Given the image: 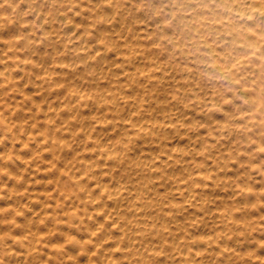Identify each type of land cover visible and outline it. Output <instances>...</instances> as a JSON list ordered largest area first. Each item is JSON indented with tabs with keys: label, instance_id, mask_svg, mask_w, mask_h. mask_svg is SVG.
<instances>
[{
	"label": "bare ground",
	"instance_id": "6f19581e",
	"mask_svg": "<svg viewBox=\"0 0 264 264\" xmlns=\"http://www.w3.org/2000/svg\"><path fill=\"white\" fill-rule=\"evenodd\" d=\"M26 1H27V3H30L33 0H26ZM47 1H49L50 3H54L57 1L58 4L61 3L59 5H62V3L67 4V0H43L42 2L45 3ZM87 1H88V4L90 5L89 7L90 8L92 7V9H94L95 13L98 14V17H100L101 20L104 21L106 29L111 31V32L115 31L117 34H121V39L126 43L127 47L133 48L132 51L135 52V54H141L144 51V48H142L143 46L137 47L138 46L137 44H139L141 46V44L143 43L144 40H148L149 38L151 39L152 33L157 31V37L153 41L155 43L156 42L157 43L162 42V43L166 44L165 46L169 49V52H171L170 54H174V56L172 58L176 59L178 61V63L176 65H173V66H171V65L170 66H164V65H166V64H164L163 66L165 69L162 70V73H159L158 75L156 74L158 76L157 80H158L159 86L160 85L163 86L162 89H159L158 94L154 95L153 93H151L154 90L155 91L158 90V88H159V87H157L158 85L152 86L153 89H151V92H149V93H146V92L142 93L141 92L139 101H141V103H140L141 105L142 104L144 105V106H141L143 108H139L140 106L137 108V107H135L136 106L135 105L134 107L137 108L135 111H131L132 109L131 110L126 109L127 111L124 110L122 108L123 105L121 107L122 103H120V101L118 99L119 95H117V93L118 94L124 93L123 91H124V88H126V87H124L125 85L123 86V84H121V85L118 84V85H115L116 89H114V88H113L114 90L112 89L110 97H107L106 93L101 92L102 95L97 97V99L95 100L96 106L100 105L102 107L101 115H96V114L91 115L92 114L91 113L88 116V114H87L88 118H87V116H86V118L88 120H84L83 118H81V117H84L81 115V114H83V112L80 113L79 110H76L74 108H73L74 110H72V111H70V109H69L68 114L64 113L65 119H68V117L74 118V117H77L78 115L81 116L79 118H81V120H84L82 122L85 123V125H86V128L84 130L85 133L87 134L86 137H90L92 139V147H91L90 152H89L91 154V156H90V154H89V157H86L84 155V158H85L84 163L86 164V165H84L85 168L83 170L81 169L82 171L80 173H76L74 171L73 174L71 175V176H73L76 183L79 185L80 192L79 191L75 192L76 197H78V199H77V201L72 199L73 200L72 203H74L72 205L73 208H72V206H69L68 213L72 217L70 219H73L72 221L77 222L78 225L81 227H80V230L76 231L75 233H70L69 232L70 230L64 231V234L66 235V236H64L65 242H66V240H67V242L65 244L63 243L64 245H62V246H64L66 248V250L69 251V253H68L69 257H66V258H68L67 260H69V259L71 261L73 260L76 262V264L77 263L78 264H90V262L92 264H229L230 262L228 261V259L233 254H239L242 259L245 258L247 255H251V257L254 258L255 255L252 256V254L254 252L252 251V248H251L252 247V241H251L252 236H251V234H252L253 230L255 229L254 227L256 225H259L260 227L264 226V0H166L163 2H162V0H157L158 1V2L156 1L157 4L153 3L152 5H151L150 1L138 0L139 2L138 1L136 2L139 4L138 8L136 7L137 10H135L136 12L135 11L133 12L134 14H132V16L131 15L129 16L128 15L129 13L127 14L126 12L131 9L130 4L135 2V0H123L124 7L121 6L122 10L116 9L117 7H115V4L119 0H87ZM8 2H11V1H8ZM69 2H71V1L69 0ZM77 2H80V0ZM147 2L150 4H148L149 6L146 5L148 8L147 7L145 8V3H147ZM1 3H0V5H1ZM73 3H75V2H73ZM159 3H164L163 7L162 6L160 7ZM54 4H56V3H54ZM13 5H14V3H13ZM30 5L28 6V4H27V6L24 9L29 8ZM49 6H51V5L49 4ZM49 6H47V9ZM70 6H68V7H70ZM74 6H77V5H74ZM74 6L71 7L72 10L74 9ZM83 6H81V7H83ZM37 7L39 9V10L38 9L37 10L41 11L40 8H42V7L39 8L38 5H37ZM45 8H44V10H45ZM66 9L68 10V8H66ZM66 9H64V10H66ZM148 9H150L151 11H148ZM37 10H36V12H38ZM64 10H62V12ZM160 10L164 11L165 13L160 12ZM58 12L56 14L52 15V18L57 20V22H54L55 20L52 22L55 23V24L54 23L53 24H54V26L56 25V29L58 30L57 32L60 33V35H61L62 32H67L71 28V26L73 25V24H69V22H67V21H70L71 19L74 20V18H76V17H74V18L72 17V15H74L71 13L72 11L69 12L72 15L68 14L66 11H64L63 13L60 12V14ZM159 12L161 14H159ZM13 13H14V10H13ZM27 13H29V11ZM44 13H48V11L45 10ZM8 14H9V12H8ZM21 14L23 15L24 13L21 12ZM4 15H5V13H4ZM32 15H34V14H32ZM35 15H34V17H35ZM38 15H39V13H38ZM48 15L51 16L50 14H48ZM19 16H21V15L19 14L17 16V18ZM0 17H1V15H0ZM38 17H40V16H38ZM49 18H51V17H49ZM80 18H81V16H80ZM88 18H89V16H88ZM90 18H92V17H90ZM8 19H10V18H8ZM42 19H44V18H42ZM94 19H96V18H94ZM1 20L2 19H0V21ZM19 20H20V18H19ZM79 21L81 22V20H79ZM166 21L168 24L171 23L170 27L165 26ZM10 22H11V20H10ZM42 22H44V21H42ZM23 23H26V22L24 21L21 24H23ZM27 23H28V21H27ZM75 23H77V21ZM38 24H40V23H38ZM42 24L43 23H41V25ZM53 24L51 23V25H53ZM99 24L102 25L103 23L99 22ZM29 25L30 26L32 25V27H33L32 23ZM77 25L74 26V28L77 27ZM100 25H99V27H102ZM92 26H93V23H92ZM10 27L12 28L11 25H10ZM27 27H29V26H27ZM8 28H9V25H8L7 29ZM35 28H39V27H35ZM40 28L43 29V27H41V26H40ZM0 29L3 30V28H0ZM49 30H46V32H48ZM55 30H53V31L55 32ZM18 31H19V28H18ZM18 31L16 33H18ZM54 32H53V34H54ZM81 32H79L80 35L82 34ZM86 32L88 33V29H87V31H85V33ZM106 32L109 33L108 31H105V33ZM28 33H26V34H28ZM105 33H104V35H105ZM4 34H5V32H4ZM7 34H9V33H7ZM30 34H32V33H30ZM102 34H103V31L100 35H102ZM113 34H110V35L113 36ZM38 35H40V37L42 36L41 34H38ZM38 35H37V37H38ZM64 35H67L66 38L68 37V34L64 33ZM100 35L99 34H97V36L95 35L96 36L95 38L94 37L92 38L90 36L93 40L96 41L95 43H94V41H92V43H94V47L92 46L93 48H91V47L88 48L87 47L88 44L87 45L86 44L81 45V46L77 45V47L74 46L75 47L74 52L72 53L71 56H68L70 61H66L67 62L66 64H64L65 62L61 63L60 60H62V59H60L59 60L60 63H58V64H61V65L56 66L55 65L56 61H55L54 65L56 67H54L51 64L53 62L50 61L51 62L50 63L49 60L48 61L46 60L47 62L44 63L45 64L44 71L48 72V74L50 72L49 76L50 77L52 76V79L54 78V76H53L54 72H56V74H61V75L63 74L65 76V79H66V81H65L66 84H68V83L71 84V82L76 80L75 77H77V76L80 77V75H82V79L83 78H85V79L91 78V80L94 83H96V85H98L101 81V79H99V78H100V76H102V74L104 72L102 68H104L106 65L107 66L110 65L109 59L107 62V56L109 55L108 53L110 52L108 49L111 48L107 44H106V47L103 48L104 44H103L102 40H105V38L102 39V37ZM110 35H109V38H110ZM4 36H6V35H4ZM85 36H87V35H85ZM15 37H14V39H15ZM43 37L44 36H42V38ZM56 37L53 38V41L56 39ZM83 37L81 39H83ZM117 37H119V36H117ZM61 38L63 39L62 41L65 42V40H66V39H64L65 37L64 38L61 37ZM3 40H4V38H3ZM71 40H73V39H71ZM71 40H70V42H71ZM4 41H6V38ZM4 41L2 43H4ZM46 41H48V40H46ZM62 41H61V46L58 45V47H57V48H60V51H62V49H63L62 48ZM66 41L69 42L68 39ZM86 41H89V39ZM86 41L84 40V42H86ZM111 42H112V40H111ZM28 43H30V41H28ZM28 43H26V45L22 44V45H24L23 46L24 48H25V46L27 47V50H28V47H30V45L27 46ZM44 43H45V41H44ZM65 43L63 45L64 48H65ZM115 43L113 42V44H114L113 46H116ZM144 43H145V41H144ZM155 43H154V45L157 44V43L156 44ZM38 44H40V43H38ZM70 44H73V43H70ZM50 46H51V44H50ZM122 46H119V47L121 48ZM149 46L150 45H148L147 47L149 48ZM19 47L20 46H18V48ZM39 47H40V45L38 46V48ZM46 47H47V45H46ZM70 47H72V46H70ZM150 47H153V46H150ZM163 47H161V48H163ZM158 48H159V46H158ZM2 49L4 50L3 46H2ZM19 49H21V48H19ZM34 49H35V47H34ZM23 50L24 49H22V51ZM71 50L72 49H70L69 51H71ZM129 50H130V48H129ZM13 51H16V50H13ZM148 51L150 52V50H148ZM1 52H2V54H4L2 50H1ZM33 52H35V51H33ZM36 52H38V51H36ZM113 52L116 53L115 51H113ZM119 52H120V50H119ZM119 52H118V54H119ZM149 52H147V53H149ZM54 53H52V54H54ZM67 53L69 54L70 52H67ZM42 54H44V53L42 52ZM59 54H60V52H59ZM97 54L100 56V57H98V59L100 58L99 64H101L100 65L101 68L100 69L98 68V70L97 69L94 70L93 66L91 64L92 63L91 58H93V61H94L95 60L94 57ZM131 54H132V52H131ZM131 54H130V57H131ZM164 54H165V52H164ZM113 55H115V54H113ZM120 55H122V54H120ZM147 55H148V62H149L150 58H152V57L149 58V54H147ZM2 56H0V57H2ZM82 56L84 58H86L87 60L88 59H91V60H88V61L83 60L82 61L80 59ZM27 57H29L27 59H30V61H32L33 63L35 61L38 63L37 58H35L31 54H30V56L28 55ZM108 57H110V56H108ZM112 57H114V56H112ZM123 57H125V55ZM136 57H137V55H136ZM141 57H143V55L140 56L139 58L137 57L139 59V61L142 59ZM11 58H13V57H11ZM16 58H17V56H16ZM76 58L80 59L79 61H77L78 63L74 62ZM156 58H157L156 61H158V63H159V61H162V59L161 60L158 59V56L157 57L155 56V59ZM4 59L5 58L3 57V60ZM14 59H15V57H14ZM24 59L25 58H23V60ZM52 59H50V60H52ZM111 59H113V58H111ZM124 59H126V58H124ZM3 60H0L1 61V63H0V87H2V88H3L4 84L7 83V81H6L7 78L8 77L11 78L12 76H14L13 75L14 70L10 66V62L8 61L9 58H8V60L7 59L4 61ZM41 60H42V58H41ZM63 60H65V59H63ZM66 60H67V58H66ZM151 60H153V59H151ZM113 61H114V59H113ZM132 61H134V60L132 59ZM144 61H145V59H143L142 62H144ZM20 62H19V64H20ZM24 62H23V64H24ZM153 62H155V60ZM40 63L38 64L39 66H37V67H42V66H40ZM132 63L134 64V62H132ZM146 63H144V64H146ZM116 64H117V62H116ZM133 64H131V65H133ZM93 65H95V63ZM22 66H24V65H22ZM32 66H31V68H32ZM112 66L116 67L117 65L115 66V64H114ZM128 66H129V64H128ZM16 67H14V68H16ZM114 67L111 68V70L115 69ZM133 67H136V66H133ZM148 67H149V65H148ZM107 68H109V66ZM42 69H43V67H42ZM120 69H121V67H120ZM135 69H136V72H138L137 67ZM141 69L143 71V68H141ZM148 69H146V70H148ZM22 70L24 71L23 68H22ZM115 70H117V69H115ZM155 70H157V72H158V69H155ZM29 71L27 73H29ZM33 71H35V70H33ZM85 71H87L89 73H85ZM95 71H98L99 74H97ZM119 71H122V70H119ZM119 71H117V72H119ZM126 71H128V70H126ZM45 72H43V73L45 74ZM131 72H133V71L131 70ZM150 72H151V70H150ZM43 73H42V75H43ZM116 74H114V75L119 77L121 75V72H120V74H118V73H116ZM134 74H136V73H134ZM140 74H142V73H139V76H140ZM143 74H145V73H143ZM146 75H144V76H146ZM15 76H17V75H15ZM30 76L32 77V75H30ZM103 76H105V78H106L107 75L103 74ZM22 77L23 76H21L20 78H22ZM134 77H137V76H134ZM152 77L154 80V76H152ZM152 77H150V79ZM85 79H84V81H85ZM102 79H104V78H102ZM26 80H28V79H26ZM108 80H109V78L107 79V81ZM145 80H147L146 77H145ZM22 81H24V80H22ZM81 81H83V80H81ZM130 81H133V80H130ZM4 82H6V83H4ZM48 82H49V80H48ZM61 82H62V84L64 83V81H61ZM104 82H106V81H104ZM75 83H77V82H75ZM123 83H124V80H123ZM131 83L132 84H129V85L133 88L134 83L133 82H131ZM40 84H41V81H40ZM62 84H60V85H62ZM135 84H137V83H135ZM37 85H39V84L36 83L35 81H33V83L31 84L30 92H29L30 94L27 93L29 95H32L31 97H33V98H35L34 90H37ZM54 85H56V84H54ZM58 85L59 84H57V86ZM75 85H76V88H75L76 89L75 90L76 95L77 96L79 95V98L83 101L87 100L88 95H89V93L87 92L88 90L86 91L85 87H83V85L79 82ZM96 85H95V87H96ZM141 85L143 86V85H145V83H143ZM11 87L13 89V86H11ZM11 87H10V90H11ZM27 87H30V86H27ZM95 87H94V90L96 89ZM131 87H129V88H131ZM136 87H138V86H136ZM17 88L19 89V87H17ZM51 88H52V86H51ZM139 89L140 88L138 87L137 91ZM7 90H8V88H7ZM20 90L25 91V88H23V86H22L20 88ZM42 92H43V90H42ZM36 93H39V91H37ZM135 93H137V92H135ZM27 94H26V96H27ZM139 94H140V92H139ZM124 95H125V93H124ZM56 97H57V95H56ZM122 97H123V95H122ZM124 97H126V96H124ZM61 98H63V97H61ZM124 99H126V98H124ZM130 99L131 98L129 97L128 100H130ZM1 100H0V102H1ZM132 100H135V97H134V99L132 98ZM137 100H138V98L136 99V102H137ZM54 101H55V99H54ZM66 101H68V100H66ZM44 102H45V100H44ZM60 102H62V101H60ZM60 102H59V104H60ZM126 102L128 103V101H126ZM26 103H28V102H26ZM131 103H133V102H130V104ZM59 104H57V105L60 106ZM137 104H138V102H137ZM45 105L46 104H44V106ZM62 105H64V104H62ZM83 105H82V107H83ZM87 105H88V103H87ZM94 105H95V103H94ZM62 107H64V106H62ZM128 107H130V106H128ZM14 108H16V107L14 106ZM31 108H32V106H31ZM39 108H41V106L38 104L37 109L39 110ZM52 108H50V110ZM130 108H128V109H130ZM12 109H13V107H12ZM54 109H56V107H54ZM58 109H60V108H58ZM1 110H0V112H1ZM6 111H8V110L6 109ZM6 111H5V113H7ZM95 111L96 110H94V112ZM8 112L10 114L11 109ZM112 112H116V113L120 112L122 114L121 118H123V119H121L122 121L121 120L119 121L118 118H117V120L119 122H116V120L114 121L113 119H109V120L105 121L106 119H108L109 114ZM38 113L37 114L34 113V114L38 115ZM120 113L118 115H121ZM46 115L49 117L51 115V113L47 112ZM8 116L11 118V114ZM3 120H4V118H3ZM39 120H41V119H39ZM45 120H47V119H45ZM9 121L5 122V123H9ZM24 121H26V120H24ZM19 122L21 123V121H19ZM49 123H52V122H48V124ZM65 124L67 125V123H65ZM5 125H7V124H5ZM45 126H46V124H45ZM24 127H25V132L23 133V140L20 142L22 144L26 145L27 147H32L34 152L35 151L37 152L39 150L38 147H41V151H42V148L44 145L42 142L45 139V136H43V134L41 133L42 131L41 132H35L36 127L34 126V124L32 125L31 122H30V124H28ZM55 128L58 129L57 127H55ZM97 128H99L100 131L102 129L107 130L110 138H113V133L116 132L117 135L115 134V136H118V141L110 139V138L103 140L102 137L99 136V135H102L103 133L100 134L101 133L100 132L99 135H97V133H96ZM22 129H19V130L21 131ZM80 130H81V127H80ZM75 132H77V131H75ZM5 133H6V131H5ZM56 133H58L57 130H56ZM71 133L72 132H70V135H71ZM79 133L82 134V132H79ZM105 133L107 134V132H105ZM52 134H54V133H52ZM73 134H75V133H73ZM70 135H69V139H70ZM11 136L9 135V139ZM31 136H33L32 140L30 139ZM185 136H187V140H189L188 144L187 143L185 144L184 142H182V139L185 138ZM57 137L59 138V142H63V137L61 135L57 136ZM77 138H78V136H77ZM52 139H53V137L51 138V140ZM32 141H35L34 145H32L33 144ZM47 141L49 142L50 140H47ZM2 142H3V140H2ZM67 143H69V142L67 141ZM5 144H6V142H5ZM18 144H19V142H18ZM22 144H19V145L22 147L23 146ZM12 145H13V143H11V146ZM45 145H44V147H45ZM26 146H24V147H26ZM5 148H7V147H5ZM74 148H75V146H74ZM54 149H55V147H54ZM82 149L83 148L81 147V150ZM11 150H13V149H11ZM51 150H53V147ZM5 151L0 152V154L4 153ZM60 151H61V149H60ZM25 152H26V150H25ZM21 154L22 153H18L17 155L19 157H16L17 159L11 160V165H16V167L18 166V167L24 168L30 164L31 159H26V157L23 158V156ZM33 154L34 153H32V155ZM46 154H47V152H46ZM93 154H97L96 157L98 159L97 158L93 159ZM200 154H203L205 156V160H203L204 162H203L202 166L199 167V164H198V167L195 168L193 165L190 164V162L196 160L195 161V163H196L198 160V156ZM32 155H31V158H32ZM12 157H14V156H11L10 159ZM29 158H30V156H29ZM35 159H37V157ZM46 159H47V157H46ZM68 159H70V158H68ZM109 159L111 162V171L108 170V173L106 172L107 173L106 174L104 171L105 169L103 167H101L102 165H100L99 170L96 169L95 163H98V162L103 160L102 162L105 164L108 162ZM57 160H59V159H57ZM8 161H9V159H8ZM4 162H6V161H3V163ZM3 163H2V165H3ZM59 163H60V160H59ZM73 164H75V163H73ZM37 165H38V163H37ZM40 166H41V164H40ZM97 166H99V165H97ZM47 167H49V166H47ZM47 167H46V169H47ZM4 168H6V167H4ZM4 168H2V170ZM13 168H14V166H13ZM30 168H32V171H33V168H35V167L32 166ZM49 168H51V167H49ZM113 168H119L118 170L120 172H118V173L116 172L118 174V177L116 176L117 174H115V176H114V174L112 172ZM42 169H43V164H42ZM60 169H62V168H60ZM176 169H178V171H176ZM7 170H8V168H7ZM9 170H10L11 174H13V173L17 174V173H15L14 170H13L14 172L12 171V167H10ZM52 170H54V169H52ZM29 171H31V170L29 169ZM29 171H28V173H29ZM39 171H37V172H39ZM98 171H101V172L98 173ZM0 172H2V171H0ZM20 172L21 171L19 170V174L22 173V172L21 173ZM41 173H43V172H41ZM60 173L58 172V174H60ZM89 173L91 174V176H92V174L94 176L99 175V177H97V178H99L100 181H101V179H106L107 181L103 180V182H101V184L99 183L100 185L98 184L97 187H95V185L92 186V185L83 183V181H84L83 180V174H89ZM29 175H30V173H29ZM62 175L63 174H61V176ZM17 176L18 175H16L15 178H17ZM20 176H18V177H20ZM94 176H93V179H94ZM124 176H126L128 178V179H126V181L125 180L123 181ZM5 177H6V175H5ZM5 177H3V179ZM58 177L60 178L59 175H58ZM39 178H37V179H39ZM45 178H43V180ZM47 178H52V177H47ZM57 178H55V179H57ZM8 179L10 180V178H8ZM29 179H31V178H29ZM6 180H7V178H6ZM129 180H130V183H127ZM25 181H26L25 183L23 182L25 185L22 183L23 187H25V188H23V187L22 188H23V191H24V189H26L28 192L29 187L31 186L29 184L30 181L26 180V179H25ZM33 181H35V180H33ZM50 181L48 180L47 182H50ZM71 181H69V183ZM5 183H6V185H8L7 184L8 182H5ZM91 183H93V180ZM115 183H117V184H115ZM2 184H1V186H2ZM34 184H35V182H34ZM46 184H48V183H45V185ZM56 186L58 187V185H56ZM2 187H4V185ZM6 188H10V187L6 186ZM33 190H36V189H33ZM72 190L74 191V189H72ZM2 191H4L6 194L5 190H2ZM33 192L34 191H32L31 193H33ZM42 192H44V191H42ZM45 192L47 193V191H45ZM28 194H29V192H28ZM58 194H60V193H58ZM12 195L13 194H11V196ZM181 195H184V197L180 198L179 196H181ZM9 196L7 195V197H9ZM48 196H50V195H48ZM20 197H19V199H20ZM39 197H40V195H39ZM39 197L36 198L34 196V197H32V199H30V200H33L32 204L34 206L38 205L39 203H42V204L44 203L43 200L45 198L42 197V199H40ZM70 197H74V196L70 195ZM124 198H126V200H124ZM7 201L8 200H6V202ZM9 201H11V200L9 199ZM180 202H182V203H180ZM10 203H9V205H10ZM55 203H57V202H55ZM63 203L64 202H62V204ZM17 204H19V203H17ZM42 204L40 205L41 207H42ZM49 204H52V203H49ZM5 205H7V204H5ZM22 205H26V204L23 202ZM33 205H31V206H33ZM40 206H38V207H40ZM15 207H16V209L19 210V211H17V212H19V214L22 212V213L27 215L29 213V211L31 210L30 209L31 207H29V206L28 207L27 206L21 207L20 204H19V207L15 204ZM15 207L13 205V209H15ZM43 207L45 208V206H43ZM49 208H50V206H49ZM2 209H3V207L1 208V210ZM30 215H32V213ZM21 216H22V214H21ZM30 218H31V216H30ZM50 219H51V217H50ZM26 220H24V221H26ZM31 220L33 221V219H31ZM66 220H68V219H66ZM1 221H2V219H1ZM37 221H38V219H37ZM34 222H36V221H34ZM56 223H58V222H56ZM67 223H69V222H67ZM43 225L45 226L46 224H43ZM53 225H57V224H53ZM75 225H76V223H75ZM70 227H72V226H70ZM24 228L25 227L23 226V229ZM63 228H65V227H63ZM33 230H34V227H33ZM52 231H55V230H52ZM52 231L50 233H52ZM36 232H37V230H36ZM39 233H40L41 237L44 235V234L42 235L41 232H39ZM27 234H28V232H27ZM46 234H47V232H46ZM261 234H262V232H261ZM15 235L16 234H14V236ZM17 235L19 238V234H17ZM40 235H39V237H40ZM16 236H15V238H16ZM24 237L25 236H23V238ZM27 237H28V235H27ZM27 237H25V238H27ZM36 237H38V236H36ZM59 237H57V239ZM260 238H261V235H260ZM9 239H10V237H9ZM261 240H262V238H261ZM261 240H259L258 242H260ZM57 242L59 243L58 245L61 246V239H59ZM21 243H23V242H21ZM34 243H35V240H34ZM37 243L38 242L36 240V244ZM53 245H55V243H53ZM53 245H50V246L53 247ZM14 246H15V244H14ZM5 248H6V246H5ZM15 249H17V248H15ZM21 249H23V248H21ZM32 249L33 248L30 247L29 252H31ZM45 249H46V247H45ZM47 249H48V247H47ZM49 249H53V248H49ZM12 250H13V248H12ZM18 250H20V249H18ZM261 250H262V248H261ZM25 251L24 252L20 251L14 257L10 258L8 264H29V263H27V259H26L27 254L25 253ZM38 253H40V252H38ZM50 253L51 252H49V254ZM41 254H42V252H41ZM42 255L44 256V254H42ZM256 256L259 257V256H262V254L261 255L257 254ZM3 257H4V255H3ZM263 257H264V255H263ZM35 258H36V256H35ZM230 258L233 259L232 257H230ZM262 258H261V260H262ZM4 259H6V258H4ZM32 259H33V257H32ZM235 259H237V258H235ZM28 260H30V259H28ZM247 261H249V260H247ZM251 261H250V263H251ZM34 262H35V260H34ZM41 262H43V261L40 260L39 263H41ZM256 262H257V260H256ZM247 264H249V263H247Z\"/></svg>",
	"mask_w": 264,
	"mask_h": 264
},
{
	"label": "rangeland",
	"instance_id": "374dc122",
	"mask_svg": "<svg viewBox=\"0 0 264 264\" xmlns=\"http://www.w3.org/2000/svg\"><path fill=\"white\" fill-rule=\"evenodd\" d=\"M8 1H11V2H8ZM18 1V2H17ZM23 1V2H22ZM34 1V2H33ZM32 2H30V3H27V1L26 0H0V3H1V5H0V15H1V17H0V19H2L1 21H0V28H3V30L2 29H0V38L2 39H0V49L3 51V53L5 54H2V52H1V50H0V56H2V57H0V60H3V57L5 58L4 60H8V58H9V62H10V66L13 68V72L15 73H13V75L15 76V75H17V76H12L11 78H7V83L6 82H4V83H6V84H4V86H3V88L2 87H0V100H1V102H0V108L2 109H0L1 110V112H0V122L2 123H0V152H3V151H5L4 153H1L0 154V171H2V172H0V264H8L9 263V259L10 258H12V257H14L17 253H19L20 251L21 252H24L25 250V253L27 254V256H26V259H27V263H31V264H38L39 262H40V260L41 261H43V262H41V263H39V264H76V262L75 261H71L70 259L69 260H67L68 258H66V257H69V251L68 250H66V248L64 247V246H62V245H64L66 242H67V240H66V242H65V237L64 236H66L65 234H64V231H69L70 233H75L76 231H78V230H80V227L81 226H79L78 225V223L77 222H74V221H72L73 219H70V218H72L70 215H69V213H68V208H69V206H72L74 203H72L73 202V200H75V201H77V199H78V197H76V194H75V192L76 191H79L80 192V187H79V185L76 183V181L74 180V178H73V176H71L72 174H73V172L75 171L76 173H80L84 168H85V166L84 165H86L85 163H84V155L86 156V157H89V152H90V149H91V147H92V139L90 138V137H86L87 136V134L85 133V128H86V125H85V123H83L82 121H84V120H88L87 118H88V116L91 114V115H94V114H96V115H101V112H102V107L100 106V105H97L96 106V102H95V100L97 99V97H99V96H101L102 95V93L101 92H104V93H106V96L107 97H110L111 96V91H112V89L114 88V89H116V86L115 85H118V84H123V86L124 87H126V88H124V93H125V95H124V93H120V94H118L117 93V95H119V97H118V99H119V101H120V103H122L121 104V107H122V105H123V109L124 110H131V111H135L139 106V108H143V107H141V106H144L143 104L141 105L140 103H141V101H139V98H140V95H141V92L143 93V92H146V93H149V92H151V89H153L152 88V86H154V85H158L157 87H159L158 88V92L157 91H152L151 93H153L154 95H156V94H158L159 93V89H162V87L163 86H159V83H158V74L159 73H162V70L163 69H165L164 68V66H173V65H176L177 63H178V61L176 60V59H174V58H172L173 56H174V54H170L171 52H169V49L165 46L166 44H164V43H162V42H160V43H155L153 40H155V38L157 37V31H155V32H153L152 33V36H151V39L149 38L148 40H144L145 41V43H144V41H143V43L141 44V46L139 45V44H137L138 46L137 47H142V48H144V51H143V53H141V54H135V52H133L132 51V49L133 48H131V47H127V45H126V43L121 39V34H117L115 31L114 32H111V31H109V30H107L106 29V27H105V24H104V21L103 20H101V18L100 17H98V14L97 13H95V11H94V9H92V7L90 8L89 6V4H88V1L87 0H80V2H77V1H79V0H70L71 2H69V0H67V4H65V3H62V5H59V4H61V3H57V1L56 2H54V3H56V4H54V3H50L49 1H47V2H45V3H43L42 1L43 0H33ZM138 0H135V2H133L132 4H130V6H131V9L129 10V11H127L126 13L130 16H132V14H134L133 12L135 11V10H137V8H138V3H136ZM146 1V0H145ZM147 1H150L151 2V5L153 4V3H156L157 4V0H147ZM157 1V2H156ZM163 1H166V0H162V2ZM7 2V3H6ZM14 3V5H13V3ZM17 2V3H16ZM73 2H75V3H73ZM139 2V1H138ZM12 5H11V4ZM24 5H23V4ZM35 3V4H34ZM48 3V4H47ZM79 3V4H78ZM85 3V4H84ZM27 4H28V6L30 5V7L29 8H26V9H24L26 6H27ZM40 4V5H39ZM42 4V5H41ZM49 4L51 5V6H49ZM81 4V5H80ZM120 4V5H119ZM148 4H150V3H145V8L147 7V6H149ZM163 4L164 3H159V5H160V7L162 6L163 7ZM21 5V6H20ZM23 5V6H22ZM37 5L39 6V8L40 7H42V8H40V10L41 11H38L39 9H38V7H37ZM71 5V6H70ZM74 5H77V6H74ZM84 5V6H83ZM86 5V6H85ZM88 5V6H87ZM137 5V6H136ZM147 5V6H146ZM14 6V7H13ZM47 6H49L48 7V9H47ZM68 6H70V7H68ZM72 6H74V9L72 10ZM81 6H83V7H81ZM121 6H123L124 7V2H123V0H119L116 4H115V7H117L116 9H121L122 10V7ZM135 8H134V7ZM22 7V8H21ZM46 7V8H45ZM56 7V8H55ZM76 7V8H75ZM80 7V8H79ZM137 7V8H136ZM11 8V9H10ZM18 8V9H17ZM33 8V9H32ZM44 8H45V10L46 11H48V13H44L45 12V10H44ZM55 8V9H54ZM66 8H68V10L66 9ZM133 8V9H132ZM141 8V7H140ZM148 8V7H147ZM24 9V10H23ZM29 9V10H28ZM38 9V10H37ZM43 9V10H42ZM64 9H66V10H64ZM81 9V10H80ZM7 10V11H6ZM11 10V11H10ZM13 10H14V13H13ZM23 12L24 14L22 15L21 14V12ZM32 10V11H31ZM35 10V11H34ZM36 10L38 11V12H36ZM56 12H55V11ZM62 10H64V11H66L68 14H74V15H72V17L74 18V17H76V18H74V20L73 19H71L70 21H67V22H69V24H73L72 26H71V28L67 31V32H62V34L60 35V33H58L57 31V29H56V25L54 26V22H57V20H55V19H53L52 18V15L53 14H56L58 11V13L60 14V12L61 13H63L62 12ZM72 12H71V11ZM80 10V11H79ZM93 10V11H92ZM132 10V11H131ZM3 11V12H2ZM16 11V12H15ZM29 11V13H27ZM76 13H74V12ZM131 11V12H130ZM148 11H151L150 9H148ZM8 12H9V14H8ZM12 12V13H11ZM36 12V13H35ZM69 12H71V13H69ZM136 12V11H135ZM160 12H162V13H165L164 11H162V10H160ZM159 12V14H161ZM3 13V14H2ZM4 13H5V15H4ZM38 13H39V15H38ZM78 13V14H77ZM21 15V16H19L18 18H17V16L18 15ZM30 14V15H29ZM32 14H36L35 15V17H34V15H32ZM46 14V15H45ZM48 14H50L51 16H49ZM82 14V15H81ZM88 14V15H87ZM97 14V15H96ZM9 17H8V16ZM12 17H11V16ZM42 15V16H41ZM49 17H51V18H49ZM164 15V14H163ZM3 16V17H2ZM33 16V17H32ZM38 16H40V17H38ZM80 16H81V18H80ZM88 16H89V18H88ZM90 17H92V18H90ZM8 18H10V19H8ZM17 18V19H16ZM19 18H20V20H19ZM31 18V19H30ZM41 18V19H40ZM42 18H44V19H42ZM84 18V19H83ZM87 18V19H86ZM94 18H96V19H94ZM133 18V17H132ZM160 18V17H159ZM15 19V20H14ZM51 19V20H50ZM53 19V20H52ZM98 19V20H97ZM161 19V18H160ZM10 20H11V22H10ZM14 20V21H13ZM35 22H34V21ZM55 20V21H54ZM79 20H81V22L79 21ZM101 20V21H100ZM17 23H16V22ZM20 21V22H19ZM26 22V23H23V24H21L22 22ZM27 21H28V23H27ZM33 21V22H32ZM42 21H44V22H42ZM52 21H54V22H52ZM74 21V22H73ZM77 21V23H75ZM79 21V22H78ZM2 22V23H1ZM10 22V23H9ZM14 22V23H13ZM33 24V27H32V25L30 26L29 24H31V23ZM37 22V23H36ZM48 22V23H47ZM88 22V23H87ZM93 23V26H92V23ZM99 22L100 23H103L102 25H100L99 24ZM13 23V24H12ZM19 23V24H18ZM38 23H40V24H38ZM41 23H43L42 25H41ZM45 23V24H44ZM51 23L53 24V25H51ZM75 23V24H74ZM81 23V24H80ZM91 23V24H90ZM9 25V30L7 29V27H8V25ZM18 24V25H17ZM48 24V25H47ZM79 26H78V25ZM85 24V25H84ZM92 26H90V25ZM100 26H102V27H99V25ZM171 24V23H170ZM170 24H168L167 23V21H166V23H165V26H168V27H170ZM7 25V26H6ZM10 25L12 26V28L10 27ZM23 25V26H22ZM77 25V27H75L74 28V26H76ZM6 26V27H5ZM22 26V27H21ZM27 26H29V27H27ZM40 26L41 27H43V29L42 28H40ZM45 26V27H44ZM84 26V27H83ZM104 26V27H103ZM24 27V28H23ZM35 27H39V28H35ZM49 27V28H48ZM52 27V28H51ZM81 27V28H80ZM99 27V28H98ZM16 28V29H15ZM18 28H19V31H18ZM93 28V29H92ZM98 28V29H97ZM101 28V29H100ZM12 29V30H11ZM14 29V30H13ZM33 29V30H32ZM51 31H50V30ZM56 29V30H55ZM77 29V30H76ZM84 29V30H83ZM87 29H88V33L86 34L85 33V31H87ZM95 29V30H94ZM101 31H100V30ZM31 30V31H30ZM45 30V31H44ZM46 30H49L48 32H46ZM53 30H55V32L53 31ZM74 30V31H73ZM76 30V31H75ZM108 31L109 33H105V31ZM2 31V32H1ZM10 31V32H9ZM13 31V32H12ZM18 31V33H16ZM34 33H33V32ZM82 31V32H81ZM93 31V32H92ZM102 31H103V34L102 35H100L101 33H102ZM4 32H5V34H4ZM12 32V33H11ZM29 32V33H28ZM37 32V33H36ZM53 32H54V34H53ZM79 32H81L82 34L80 35L79 34ZM100 32V33H99ZM7 33H9V34H7ZM26 33H28V34H26ZM30 33H32V34H30ZM45 35H44V34ZM64 33L65 34H68V37L66 38V36L67 35H64ZM75 33V34H74ZM93 33V34H92ZM104 33H105V35H104ZM114 33V34H113ZM6 35V36H4V35ZM18 36H17V35ZM35 36H34V35ZM38 34H41L42 36H44L43 38H42V36L40 37V35H38ZM56 34V35H55ZM59 34V35H58ZM97 34H99L101 37H102V39L103 38H105V40H102V42H103V44H104V46H103V48L104 47H106V44L109 46V47H111V48H109L108 50L110 51L108 54V56H110V57H108L107 56V62H108V59H109V63H110V65H108L109 66V68H107L108 66L106 65L104 68H102L103 69V71L106 73H104L103 72V74L104 75H107L106 76V78H105V76H103V74H102V76H100V78L99 79H101V81H100V83L98 84V85H96V83H94L92 80H91V78L90 79H85V78H83L82 79V75H80V77L79 76H77V77H75V81H73V82H71V84L70 83H68V84H66V79H65V76L62 74H56V72H54L53 73V76H54V78L52 79V76L50 77L49 76V74H50V72H49V74H48V72H45L44 71V68H45V62H47L48 60H49V62L51 61V62H53V63H51L52 64V66H54V67H56L57 65L59 66V65H61V64H58V63H60V61H61V63H64V64H66L67 62L66 61H70V59L68 58V56H71L72 55V53L74 52V49H75V47H77V45L78 46H81V45H87V47L89 48V47H91V48H93L94 47V43L96 42L95 40H93L92 38L94 37H96L97 36ZM110 34H113V36L112 35H110ZM116 34V35H115ZM3 35V36H2ZM37 35H38V37H37ZM53 37H52V36ZM58 35V36H57ZM85 35H87V36H85ZM96 35V36H95ZM105 37H104V36ZM109 35H110V38H109ZM16 36V37H15ZM24 36V37H23ZM57 36V37H56ZM77 38H76V37ZM81 36V37H80ZM84 36V37H83ZM90 38H89V37ZM117 36H119V37H117ZM4 38V40H5V38H6V41H4L3 40V38ZM14 37H15V39H14ZM28 39H27V38ZM34 37V38H33ZM40 37V38H39ZM50 37V38H49ZM56 37V41L54 40L53 41V38H55ZM61 37H65L64 39H68L69 40V42H70V40L71 39H73V40H71V42L70 43H73V44H70L69 42H67L66 40H65V42H63L62 40V38ZM80 37V38H79ZM83 37V39L86 41V40H88L89 39V41H86V42H84V40L83 39H81ZM87 37V38H86ZM114 37V38H113ZM117 37V38H116ZM154 37V38H153ZM17 38V39H16ZM47 38V39H46ZM61 38V39H60ZM75 38V39H74ZM86 38V39H85ZM112 38V39H111ZM9 39V40H8ZM37 39V40H36ZM109 39V40H108ZM117 39V40H116ZM32 40V41H31ZM39 40V41H38ZM46 40H48V41H46ZM51 40V41H50ZM77 40V41H76ZM82 40V41H81ZM107 40V41H106ZM111 40H112V42H111ZM115 40V41H114ZM151 40V41H150ZM4 41V43H2ZM28 41H30V43H28ZM38 41V42H37ZM43 41V42H42ZM44 41H45V43H44ZM59 41V42H58ZM61 41H62V51H60V48H57L58 47V45L59 46H61ZM92 41H94V43H92ZM148 41V42H147ZM6 42V43H5ZM58 42V43H57ZM75 42V43H74ZM89 42V43H88ZM113 42L115 43V45L116 46H113L114 44H113ZM153 42V43H152ZM9 43V44H8ZM14 43V44H13ZM26 43H28L27 44V46H29L30 45V47H28V50H27V47L25 46V48L23 47L24 45H26ZM38 43H40V44H38ZM42 43V44H41ZM55 43V44H54ZM64 43H65V48L63 47V45H64ZM92 43V44H91ZM123 45H121V44ZM154 43L156 44V45H154ZM22 44H24V45H22ZM50 44H51V46H50ZM11 45V46H10ZM14 45V46H13ZM40 45V47L38 48V46ZM46 45H47V47H46ZM148 45H150V46H153V47H150L149 46V48L147 47ZM164 47H163V46ZM2 46H3V48H4V50L2 49ZM18 46H20L19 48H21V49H19L18 48ZM22 46V47H21ZM55 48H54V47ZM70 46H72V47H70ZM75 46V47H74ZM93 46V47H92ZM119 46H122L121 48L119 47ZM158 46H159V48H158ZM10 47V48H9ZM17 47V48H16ZM34 47H35V49H34ZM161 47H163V48H161ZM12 48V49H11ZM30 48V49H29ZM38 48V49H37ZM45 48V49H44ZM72 49L71 51H69L70 49ZM116 48V49H115ZM120 48V49H119ZM129 48H130V50H129ZM166 50H165V49ZM22 49H24L23 51H22ZM40 49V50H39ZM115 49V50H114ZM127 49V50H126ZM150 50V52L148 51V50ZM153 49V50H152ZM13 50H16V51H13ZM119 50H120V52H119ZM123 50V51H122ZM147 50V51H146ZM10 51V52H9ZM33 51H35V52H33ZM36 51H38V52H36ZM55 53H54V52ZM65 51V52H64ZM113 51H115L116 53H114ZM162 51V52H161ZM30 52V53H29ZM42 52L44 53V54H42ZM46 52V53H45ZM59 52H60V54H59ZM67 52H70L69 54L67 53ZM118 52H119V54H118ZM130 52V53H129ZM131 52H132V54H131ZM147 52H149V53H147ZM164 52H165V54H164ZM168 52V53H167ZM29 53V54H28ZM34 53V54H33ZM36 53V54H35ZM52 53H54V54H52ZM111 53V54H110ZM157 53V54H156ZM163 53V54H162ZM7 54V55H6ZM30 54L32 55V56H34L35 58H37V61H38V63L35 61L34 63L32 62V61H30V59H27V58H29V57H27L28 55L30 56ZM43 56H42V55ZM53 56H52V55ZM68 54V55H67ZM113 54H115V55H113ZM117 54V55H116ZM120 54H122V55H120ZM125 55V57H123L124 55ZM127 54V55H126ZM130 54H131V57H130ZM147 54H149V58L150 57H152V58H150V60H149V62H148V55ZM155 54V55H154ZM159 54V55H158ZM170 56H169V55ZM9 55V56H8ZM22 55V56H21ZM47 55V56H46ZM52 57H51V56ZM120 55V56H119ZM134 55V56H133ZM136 55H137V57L139 58L140 56H142L143 55V57H141L140 59V61H139V59L136 57ZM151 55V56H150ZM8 56V57H7ZM16 56H17V58H16ZM19 56V57H18ZM37 56V57H36ZM40 56V57H39ZM42 56V57H41ZM112 56H114V57H112ZM117 56V57H116ZM155 56L157 57L158 56V59H162V61H159V63H158V61H156L157 60V58L155 59ZM168 58H167V57ZM179 56V55H178ZM11 57H13V58H11ZM14 57H15V59H14ZM21 57V58H20ZM50 57V58H49ZM98 57H100L98 54L94 57V61H93V58H91L92 59V66H93V69L94 70H98V68L100 69L101 67H100V65L101 64H99L100 63V58L98 59ZM123 57V58H122ZM136 57V58H135ZM2 58V59H1ZM23 58H25L24 60H23ZM41 58H42V60H41ZM53 58V59H52ZM66 58H67V60H66ZM80 58V57H79ZM111 58H113L114 59V61H113V59H111ZM118 58V59H117ZM124 58H126V59H124ZM147 58V59H146ZM172 58V59H171ZM50 59H52V60H50ZM60 59H62V60H60ZM63 59H65V60H63ZM78 58H76L75 59V61L74 62H77V61H79L80 59L83 61H88V60H91V59H86V58H84L83 56L80 58V59H78ZM97 59V60H96ZM120 59V60H119ZM123 59V60H122ZM132 59L134 60V61H132ZM143 59H145V61L144 62H142L143 61ZM151 59H153V60H151ZM3 60V61H4ZM29 60V61H28ZM47 60V61H46ZM60 60V61H59ZM129 60V61H128ZM137 60V61H136ZM155 60V62H153ZM16 61V62H15ZM21 61V62H20ZM24 62V64H23V62ZM41 63H40V62ZM55 61H56V64H55ZM63 61V62H62ZM81 61V62H82ZM134 62V64L132 63V62ZM151 61V62H150ZM164 61V62H163ZM177 61V62H176ZM19 62H20V64H19ZM32 62V63H31ZM116 62H117V64H116ZM119 62V63H118ZM122 62V63H121ZM139 62V63H138ZM147 62V63H146ZM0 63H1V61H0ZM31 63V64H30ZM37 63V64H36ZM40 63V66H42L43 67V69H42V67H37V66H39L38 64ZM78 63V62H77ZM84 63V62H83ZM95 63V65H93ZM124 63V64H123ZM144 63H146V64H144ZM150 63V64H149ZM13 64V65H12ZM17 64V65H16ZM19 64V65H18ZM44 64V65H43ZM56 66H55V65ZM115 64V66L117 67H114V66H112V65H114ZM119 64V65H118ZM123 64V65H122ZM128 64H129V66H128ZM131 64H133V65H131ZM144 66H142V65ZM164 64H166V65H164ZM17 67H16V66ZM22 65H24V66H22ZM34 67H33V66ZM148 65H149V67H148ZM164 65V66H163ZM16 67V68H14V67ZM31 66H32V68H31ZM98 66V67H97ZM112 66V67H111ZM133 66H136L137 67V71L138 72H136V67H133ZM152 66V67H151ZM21 67V68H20ZM96 67V68H95ZM115 68V69H117V70H115V69H113V70H111V68ZM120 67H121V69H120ZM18 68V69H17ZM20 68V69H19ZM22 68L24 69V71L22 70ZM37 68V69H36ZM141 68H143V71H142V69ZM148 69V70H146V69ZM151 68V69H150ZM154 68V69H153ZM106 69V70H105ZM133 71V72H131V70ZM135 69V70H134ZM154 71H153V70ZM155 69H158V72H157V70H155ZM30 70V71H29ZM33 70H35V71H33ZM119 70H122V71H119ZM126 70H128V71H126ZM130 70V71H129ZM146 70V71H145ZM150 70H151V72H150ZM29 71V73H27ZM112 71V72H111ZM117 71H119V72H117ZM140 71V72H139ZM142 71V72H141ZM149 71V72H148ZM153 71V72H152ZM23 72V73H22ZM43 72H45V74L43 73ZM97 74H99V72L98 71H95ZM108 72V73H107ZM120 72H121V77L119 76H115L114 74H116V73H118V74H120ZM124 72V73H123ZM127 72V73H126ZM147 72V73H146ZM22 75H21V74ZM42 73H43V75H42ZM85 73H89V72H87V71H85ZM123 73V74H122ZM132 75H131V74ZM134 73H136V74H134ZM139 73H142V74H140V76H139ZM143 73H145V74H143ZM153 73V74H152ZM29 74V75H28ZM39 74V75H38ZM55 74V75H54ZM129 74V75H128ZM147 74V75H146ZM157 74V75H156ZM29 77H28V76ZM30 75H32V77L30 76ZM59 75V76H58ZM114 75V76H113ZM117 75V74H116ZM144 75H146V76H144ZM21 76H23L22 78H20ZM125 76V77H124ZM133 78H132V77ZM134 76H137V77H134ZM140 78H139V77ZM144 76V77H143ZM148 76V77H147ZM152 76H154V80H153V77ZM157 76V77H156ZM14 77V78H13ZM36 77V78H35ZM39 77V78H38ZM49 77V78H48ZM128 77V78H127ZM145 77H146V79L147 80H145ZM150 77H152L151 79H150ZM156 77V78H155ZM13 78V79H12ZM33 78V79H32ZM41 78V79H40ZM43 78V79H42ZM57 78V79H56ZM64 78V79H63ZM102 78H104V79H102ZM109 78V82L107 81V79ZM117 78V79H116ZM132 78V79H131ZM144 78V79H143ZM24 80V81H22V80ZM26 79H28V80H26ZM35 79V80H34ZM84 79H85V81H84ZM124 80V83H123V80ZM135 79V80H134ZM48 80H49V82H48ZM81 80H83V81H81ZM127 80V81H126ZM130 80H133V81H130ZM138 80V81H137ZM153 80V81H152ZM28 81V82H27ZM33 81H35L36 83H38L39 85H37V90H34V94H35V98H33V97H31L32 95H29L30 93V89H31V84L33 83ZM38 81V82H37ZM40 81H41V84H40ZM47 81V82H46ZM60 81V82H59ZM61 81H64V83L62 84V82ZM90 81V82H89ZM104 81H106V82H104ZM118 81V82H117ZM120 81V82H119ZM136 81V82H135ZM143 81V82H142ZM145 81V82H144ZM15 84H14V83ZM24 82V83H23ZM75 82H79V83H81L82 85H83V87H85V90L89 93V95H88V99L87 100H85V101H83V100H81L80 98H79V95L77 96L76 95V85L75 84H77V83H75ZM88 82V83H87ZM116 82V83H115ZM131 82H133L134 84H133V88L129 85V84H132ZM142 82V83H141ZM147 82V83H146ZM23 83V84H22ZM26 83V84H25ZM28 83V84H27ZM56 84V85H54V84ZM107 83V84H106ZM112 83V84H111ZM128 83V84H127ZM135 83H137V84H135ZM141 83V84H143V83H145V85H139V84ZM152 83V84H151ZM53 84V85H52ZM57 84H59L58 86H57ZM60 84H62V85H60ZM70 84V85H69ZM147 84V85H146ZM10 85V86H9ZM21 85V86H20ZM85 85V86H84ZM94 85V86H93ZM95 85H96V87H95ZM109 85V86H108ZM112 85V86H111ZM149 85V86H148ZM11 86H13V89H12V87ZM23 86V88H25V91L23 90H20V88ZM27 86H30V87H27ZM51 86H52V88H51ZM136 86H138L140 89L137 91V88L138 87H136ZM151 86V87H150ZM167 86V85H166ZM10 87H11V90H10ZM17 87H19V89L17 88ZM51 89H50V88ZM90 87V88H89ZM94 87L96 88L95 90H94ZM106 87V88H105ZM129 87H131V88H129ZM161 87V88H160ZM7 88H8V90H7ZM29 88V89H28ZM40 88V89H39ZM49 88V89H48ZM100 88V89H99ZM129 88V89H128ZM146 88V89H145ZM39 89V90H38ZM46 89V90H45ZM49 91H48V90ZM109 89V90H108ZM113 89V90H114ZM3 90V91H2ZM42 90H43V92H42ZM70 90V91H69ZM132 90V91H131ZM135 90V91H134ZM141 90V91H140ZM143 90V91H142ZM21 91V92H20ZM37 91H39V93H36ZM67 91V92H66ZM69 91V92H68ZM73 91V92H72ZM100 91V92H99ZM5 94H4V93ZM8 92V93H7ZM66 92V93H65ZM133 92V93H132ZM135 92H137V93H135ZM139 92H140V94H139ZM27 93H29V94H27ZM50 93V94H49ZM64 93V94H63ZM68 93V94H67ZM95 93V94H94ZM101 93V94H100ZM135 93V94H134ZM3 94V95H2ZM10 94V95H9ZM24 94V95H23ZM26 94H27V96H26ZM40 96H39V95ZM46 94V95H45ZM128 94V95H127ZM131 94V95H130ZM162 94V93H161ZM16 95V96H15ZM23 95V96H22ZM29 95V96H28ZM37 95V96H36ZM56 95H57V97H56ZM66 95V96H65ZM76 95V96H75ZM122 95H123V97L124 96H126V97H124V98H126V99H124L123 97H122ZM137 95V96H136ZM11 96V97H10ZM39 96V97H38ZM49 96V97H48ZM51 96V97H50ZM71 96V97H70ZM94 96V97H93ZM133 96V97H132ZM19 97V98H18ZM46 97V98H45ZM61 97H63V98H61ZM77 97V98H76ZM129 97L131 98L130 100H128L129 99ZM134 97H135V100H132V98L134 99ZM33 98V99H32ZM50 98V99H49ZM128 98V99H127ZM138 98V100H137V102H138V104H137V102H136V99ZM7 99V100H6ZM47 99V100H46ZM54 99H55V101H54ZM124 99V100H123ZM44 100H45V102H44ZM66 100H68V101H66ZM70 100V101H69ZM3 101V102H2ZM12 101V102H11ZM39 101V102H38ZM54 101V102H53ZM60 101H62V102H60ZM123 101V102H122ZM126 101H128V103L126 102ZM9 102V103H8ZM11 102V103H10ZM26 102H28V103H26ZM59 102H60V104H59ZM130 102H133V103H131L130 104ZM136 102V103H135ZM16 103V104H15ZM18 103V104H17ZM24 105H23V104ZM31 103V104H30ZM41 106V108H39V110L37 109V107H38V104ZM42 103V104H41ZM46 104L45 106H44V104ZM59 104L60 106H58L57 104ZM64 104V105H62V104ZM76 103V104H75ZM87 103H88V105H87ZM94 103H95V105H94ZM9 104V105H8ZM23 106H22V105ZM85 106H84V105ZM129 104V105H128ZM6 105V106H5ZM18 105V106H17ZM22 107H21V106ZM48 105V106H47ZM51 105V106H50ZM64 106V107H62V106ZM70 105V106H69ZM82 105H83V107H82ZM91 105V106H90ZM94 105V106H93ZM133 105V106H132ZM136 105V106H135ZM2 106V107H1ZM9 106V107H8ZM14 106L16 107V108H14ZM25 106V107H24ZM31 106H32V108H31ZM81 106V107H80ZM104 106V105H103ZM128 106H130V107H128ZM137 107V108H135V107ZM9 111L10 109H11V118L8 116V115H10L9 114V112L8 111H6V109ZM12 107H13V109H12ZM24 107V108H23ZM47 107V108H46ZM52 108L51 110H50V108ZM54 107H56V109H54ZM62 107V108H61ZM89 107V108H88ZM94 109H93V108ZM97 107V108H96ZM31 108V109H30ZM58 108H60V109H58ZM76 109V110H79L80 111V113L81 112H83V114H81L82 116H84V117H81V116H77V117H74V118H69L68 117V119H65L64 118V113L65 114H68L69 113V109H70V111H72V110H74V109ZM91 108V109H90ZM96 108V109H95ZM128 108H130V109H128ZM4 109V110H3ZM64 109V110H63ZM66 109V110H65ZM82 109V110H81ZM134 109V110H133ZM14 110V111H13ZM31 110V111H30ZM46 110V111H45ZM58 110V111H57ZM63 110V111H62ZM93 110V111H92ZM94 110H96L95 112H94ZM126 110V111H127ZM5 111L7 112V113H5ZM30 111V112H29ZM52 111V112H51ZM38 113V115H36V114H34V113ZM47 112H50L51 113V115L48 117L46 114H47ZM46 113V114H45ZM54 113V114H53ZM120 113V112H119ZM119 113H116V112H112V113H110L109 114V117H108V119H106L105 121H107V120H109V119H113L114 121L116 120V122H119L121 119H123V118H121L122 117V114L121 115H118ZM40 114V115H39ZM53 114V115H52ZM87 114H88V116H87ZM112 114V115H111ZM4 115V116H3ZM86 116H87V118H86ZM140 116V115H139ZM28 117V118H27ZM48 117V118H47ZM55 117V118H54ZM57 117V118H56ZM79 117H81V118H83L84 120H81V118H79ZM112 117V118H111ZM3 118H4V120H3ZM8 120H7V119ZM16 118V119H15ZM33 120H32V119ZM117 118H118V120H117ZM31 119V120H30ZM39 119H41V120H39ZM45 119H47V120H45ZM52 119V120H51ZM56 119V120H55ZM10 120V121H9ZM24 120H26V121H24ZM38 120V121H37ZM63 120V121H62ZM9 121V123H5V122H8ZM15 121V122H14ZM18 121V122H17ZM19 121H21V123L19 122ZM77 121V122H76ZM80 121V122H79ZM122 121V120H121ZM30 122H31V124L33 125L34 124V126L36 127V130H35V132H41L42 134H43V136H45V139H44V141L42 142L44 145H45V147H44V145H43V148H42V151H41V147H38V151L36 152H34V150L32 149V147H27L26 145H24V144H22L20 141H22L23 140V133L25 132V127L24 126H26V125H28V124H30ZM35 122V123H34ZM48 122H52V123H49L48 124ZM63 122V123H62ZM16 123V124H15ZM24 123V124H23ZM38 123V124H37ZM65 123H67V125L65 124ZM78 123V124H77ZM82 123V124H81ZM5 124H7V125H5ZM10 124V125H9ZM14 124V125H13ZM26 124V125H25ZM45 124H46V126H45ZM53 124V125H52ZM2 125V126H1ZM13 125V126H12ZM11 126V127H10ZM59 126V127H58ZM4 127V128H3ZM23 129H22V128ZM55 127H57L58 129H56ZM80 127H81V130H80ZM2 128V129H1ZM41 128V129H40ZM46 128V129H45ZM60 128V129H59ZM76 128V129H75ZM84 128V129H83ZM19 129H22L21 131L19 130ZM54 129V130H53ZM65 129V130H64ZM193 129V128H192ZM191 129V130H192ZM15 132H14V131ZM56 130H57V132L58 133H56ZM62 130V131H61ZM5 131H6V133L8 134H6L5 133ZM10 131V132H9ZM75 131H77V132H75ZM2 132V133H1ZM12 132V133H11ZM70 132H72L71 133V135H70ZM79 132H82V134L81 133H79ZM101 132V133H100ZM105 132H107V134L105 133ZM16 135H15V134ZM22 133V134H21ZM47 133V134H46ZM52 133H54V134H52ZM73 133H75V134H73ZM96 133H97V135H99V133L100 134H102V135H99V136H101L102 137V139L103 140H106V139H109L110 137H109V134H108V131L107 130H105V129H102L101 131L99 130V128H97L96 129ZM64 136H63V135ZM115 134H116V132L115 133H113V138H110V139H113V140H116V141H118V136H115ZM9 135L11 136L10 137V139H9ZM62 136L63 137V142H59V138L57 137V136ZM69 135H70V139H69ZM117 135V134H116ZM3 136V137H2ZM20 136V137H19ZM74 136V137H73ZM77 136H78V138H77ZM106 136V137H105ZM18 137V138H17ZM32 137L33 136H31V140H32ZM48 137V138H47ZM53 137V139L51 140V138ZM13 138V139H12ZM105 138V139H104ZM6 141H5V140ZM184 139V140H183ZM182 139V142H184L185 144L187 143H189V140H187V136H185V138H183ZM2 140H3V142H2ZM18 140V141H17ZM30 140V141H31ZM47 140H50L49 142L47 141ZM73 140V141H72ZM76 140V141H75ZM86 140V141H85ZM6 142V144H5V142ZM12 141V142H11ZM15 141V142H14ZM52 141V142H51ZM67 141L69 142V143H67ZM72 141V142H71ZM18 142H19V144H22L23 146L21 147L19 144H18ZM34 142L35 141H32V145H34ZM75 142V143H74ZM84 142V143H83ZM11 143H13V145L11 146ZM71 143V144H70ZM83 143V144H82ZM60 144V145H59ZM16 146V147H15ZM24 146H26V147H24ZM66 146V147H65ZM74 146H75V148H74ZM187 146V145H186ZM5 147H7V148H5ZM12 147V148H11ZM52 147H53V150H51L52 149ZM54 147H55V149H54ZM81 147L83 148L82 150H81ZM3 148V149H2ZM10 148V149H9ZM18 148V149H17ZM20 148V149H19ZM2 149V150H1ZM11 149H13V150H11ZM57 149V150H56ZM60 149H61V151H60ZM80 149V150H79ZM11 150V151H10ZM19 150V151H18ZM22 150V151H21ZM25 150H26V152H25ZM80 152H79V151ZM85 150V151H84ZM15 151V152H14ZM47 152V154H46V152ZM54 151V152H53ZM65 151V152H64ZM78 151V152H77ZM88 151V152H87ZM8 152V153H7ZM13 154H12V153ZM28 152V153H27ZM59 152V153H58ZM18 153H22L21 155L23 156V158H25L26 157V159H31V162H30V164L27 166V167H24V168H21V167H16V165H11V160H14V159H17L16 157H19L17 154ZM32 153H34L33 155H32ZM49 153V154H48ZM58 153V154H57ZM63 153V154H62ZM76 153V154H75ZM6 156H5V155ZM10 154V155H9ZM30 154V155H29ZM47 157V159H46V157L44 156V155ZM88 154V155H87ZM25 155V156H24ZM31 155H32V158H31ZM40 155V156H39ZM54 155V156H53ZM58 155V156H57ZM83 155V156H82ZM7 158H5V157ZM11 156H14V157H12L11 159H10V157ZM29 156H30V158H29ZM39 156V157H38ZM53 156V157H52ZM90 156H91V154H90ZM97 154H93V159H96L97 157ZM37 157V159H35ZM204 157V158H203ZM68 158H70V159H68ZM8 159H9V161H8ZM55 159V160H54ZM57 159H59L60 160V163H59V160H57ZM98 159V158H97ZM101 159V158H100ZM111 159V158H110ZM110 159L108 160V162L107 163H103L102 161H100V162H98V163H95V167H96V169L97 170H99L100 169V165H102L101 167H103L104 169V171H105V173L107 172L108 173V170H110L111 171V162H110ZM201 159V160H200ZM36 160V161H35ZM62 160V161H61ZM71 160V161H70ZM77 160V161H76ZM81 160V161H80ZM199 160V161H198ZM198 160H197V162L195 163V161H191L190 162V164L191 165H193L195 168L196 167H198V164H199V167L200 166H202L203 165V160H205V156L203 155V154H200L199 156H198ZM3 161H6V162H4L3 163ZM35 161V162H34ZM39 161V162H38ZM43 161V162H42ZM68 163H67V162ZM75 161V162H74ZM38 163V165H37V163ZM2 163H3V165H2ZM10 163V164H9ZM34 165H33V164ZM55 163V164H54ZM73 163H75V164H73ZM212 163V162H211ZM8 164V165H7ZM36 164V165H35ZM40 164H41V166H40ZM42 164H43V169H42ZM54 164V165H53ZM61 164V165H60ZM10 165V166H9ZM97 165H99V166H97ZM105 165V166H104ZM107 165V166H106ZM6 167V168H4V167ZM13 166H14V168H13ZM35 167V168H33V171H32V168H30V167ZM40 166V167H39ZM47 166H49V167H51V168H49V167H47ZM62 166V167H61ZM109 166V167H108ZM10 167H12V171L14 170L15 171V173H17V174H14L12 171V173L13 174H11L10 173ZM46 167H47V169H46ZM70 167V168H69ZM87 167V166H86ZM2 168H4L3 170H2ZM7 168H8V170H7ZM20 168V169H19ZM45 168V169H44ZM60 168H62V169H60ZM18 171H17V170ZM24 169V170H23ZM29 169L31 170V171H29ZM52 169H54V170H52ZM66 169V170H65ZM68 169V170H67ZM74 169V170H73ZM78 169V170H77ZM82 169V170H81ZM119 168H113L112 169V172H113V174H114V176H115V174H117L118 172H120L119 170H118ZM19 170L22 172H20L21 174H19ZM40 170V171H39ZM50 170V171H49ZM60 170V171H59ZM28 171H29V173H30V175H29V173H28ZM37 171H39V172H37ZM48 171V172H47ZM176 171H178V169H176ZM32 172V173H31ZM41 172H43V173H41ZM58 172L60 173V174H58ZM67 172V173H66ZM101 171H98V173H100ZM117 172V173H116ZM106 173V174H107ZM6 175V177H5V175ZM36 174V175H35ZM42 174V175H41ZM60 176V178L58 177V175ZM61 174H63L62 176H61ZM10 175V176H9ZM16 175H18V176H20V177H18L17 176V178H15L16 177ZM33 175V176H32ZM41 175V176H40ZM50 175V176H49ZM37 176V177H36ZM44 176V177H43ZM93 174H92V176H91V174L89 173V174H83V183H86V184H89V185H95V187H97L98 186V184L100 183L101 184V182H103V180L104 181H107L106 179H101V181H100V179L99 178H97V177H99V175H95L94 176V179H93ZM117 177H118V174L116 175ZM3 177H5L4 179H3ZM40 177V178H39ZM47 177H52V178H46ZM59 179H58V178ZM63 177V178H62ZM85 177V178H84ZM90 179H89V178ZM6 178H7V180H6ZM8 178H10V180L8 179ZM21 180H20V179ZM29 178H31V179H29ZM37 178H39V179H37ZM43 178H45L44 180H43ZM54 178V179H53ZM55 178H57V179H55ZM72 178V179H71ZM19 179V180H18ZM25 179L26 180H31L30 181V187H29V194H28V192H27V190L26 189H24V191H23V188H25V187H23V184L26 182L25 181ZM52 179V180H51ZM65 179V180H64ZM126 179H128L126 176H124V178H123V181L125 180L126 181ZM33 180H35V181H33ZM37 180V181H36ZM42 180V181H41ZM50 181V182H47V181ZM72 180V181H71ZM92 180H93V183H91L92 182ZM4 181V182H3ZM16 181V182H15ZM19 183H18V182ZM28 181V182H29ZM39 181V182H38ZM45 181V182H44ZM69 181H71L70 183H69ZM5 182H8L7 184L8 185H6V183ZM15 182V183H14ZM24 182V183H23ZM34 182H35V184H34ZM3 183V184H2ZM14 185H13V184ZM23 183V184H22ZM40 183V184H39ZM45 183H48V184H46L45 185ZM96 183V184H95ZM127 183H130V180L127 182ZM1 184H2V186L4 185V187H2L1 186ZM17 184V185H16ZM39 184V185H38ZM99 184V185H100ZM115 184H117V183H115ZM10 185V186H9ZM25 185V184H24ZM45 185V186H44ZM56 185H58V187L56 186ZM6 186L7 187H10V188H6ZM13 186V187H12ZM33 186V187H32ZM49 188H48V187ZM52 186V187H51ZM54 186V187H53ZM56 186V187H55ZM73 186V187H72ZM23 187V188H22ZM71 187V188H70ZM4 188V189H3ZM36 189V190H33V189ZM57 188V189H56ZM15 189V190H14ZM22 189V190H21ZM61 189V190H60ZM64 189V190H63ZM72 189H74V191L72 190ZM78 189V190H77ZM2 190H5L6 191V194H5V192L4 191H2ZM34 191L33 193H31L32 191ZM41 190V191H40ZM52 190V191H51ZM8 191V192H7ZM22 193H21V192ZM42 191H44V192H42ZM45 191H47V193L45 192ZM63 191V192H62ZM12 192V193H11ZM17 192V193H16ZM36 192V193H35ZM35 193V194H34ZM41 193V194H40ZM58 193H60V194H58ZM72 193V194H71ZM4 194V195H3ZM11 194H13L12 196H11ZM28 194V195H27ZM31 194V195H30ZM43 194V195H42ZM71 196H74V197H70V195ZM7 195L10 197H7ZM17 197H16V196ZM26 195V196H25ZM39 195H40V197H39ZM48 195H50V196H48ZM15 196V197H14ZM22 198H21V197ZM36 197V198H40V199H42V197H44L43 199V201H44V203L42 204V203H39L38 205H36V206H34L32 203H33V200H30V199H32V197ZM46 196V197H45ZM66 196V197H65ZM7 199H6V198ZM19 197H20V199H19ZM59 197V198H58ZM180 198H183L184 197V195H181V196H179ZM61 198V199H60ZM9 199L11 200V201H9ZM73 199V200H72ZM6 200H8L7 202H6ZM29 200V201H28ZM53 200V201H52ZM55 200V201H54ZM60 200V201H59ZM124 200H126V198H124ZM13 201V202H12ZM28 201V202H27ZM47 201V202H46ZM49 201V202H48ZM4 202V203H3ZM11 202V203H10ZM23 202L26 204V205H22L23 204ZM55 202H57V203H55ZM62 202H64L63 204H62ZM9 203H10V205H9ZM14 203V204H13ZM17 203H19L20 204V206L21 207H23V206H29V207H31L30 209V211H29V213L26 215V214H24V213H20L19 214V212H17V211H19L18 209H16V207H15V204L19 207V204H17ZM46 203V204H45ZM49 203H52V204H49ZM55 203V204H54ZM70 203V204H69ZM72 203V204H71ZM180 203H182V202H180ZM5 204H7V205H5ZM14 205V207H15V209H13V205ZM33 205V206H31V205ZM42 204V207L40 206ZM54 204V205H53ZM60 204V205H59ZM65 204V205H64ZM48 205V206H47ZM57 205V206H56ZM6 208H5V207ZM38 206H40V207H38ZM43 206H45V208L43 207ZM47 206V207H46ZM49 206H50V208H49ZM67 206V207H66ZM3 207V209L1 210V208ZM56 207V208H55ZM58 207V208H57ZM48 208V209H47ZM72 208H73V206H72ZM41 209V210H40ZM66 209V210H65ZM38 210V211H37ZM45 211V212H44ZM50 211V212H49ZM64 211V212H63ZM32 213V215H30L31 213ZM34 212V213H33ZM49 212V213H48ZM43 215H42V214ZM68 213V214H67ZM21 214H22V216H21ZM55 214V215H54ZM67 214V215H66ZM29 216V217H28ZM30 216H31V218H30ZM35 216V217H34ZM47 216V217H46ZM69 218H68V217ZM14 217V218H13ZM27 219H25V218ZM33 217V218H32ZM43 217V218H42ZM50 217H51V219H50ZM13 218V219H12ZM31 220V219H33V221L31 220H29V219ZM46 218V219H45ZM1 219H2V221H1ZM37 219H38V221H37ZM53 219V220H52ZM66 219H68V220H66ZM24 220H26V221H24ZM41 220V221H40ZM45 220V221H44ZM52 220V221H51ZM56 222H58V223H56ZM64 220V221H63ZM28 221V222H27ZM31 223H30V222ZM34 221H36V222H34ZM48 223H47V222ZM71 221V222H70ZM52 222V223H51ZM55 222V223H54ZM60 222V223H59ZM67 222H69V223H67ZM24 223V224H23ZM29 223V224H28ZM37 225H36V224ZM46 224L45 226L43 225V224ZM75 223H76V225H75ZM35 224V225H34ZM49 224V225H48ZM53 224H57V225H53ZM60 224V225H59ZM67 224V225H66ZM10 228H9V227ZM23 226L25 227L24 229H23ZM28 226V227H27ZM44 226V227H43ZM50 226V227H49ZM52 226V227H51ZM69 226V227H68ZM70 226H72V227H70ZM33 227H34V230L36 229L37 230V232H36V230L34 231L33 230ZM56 227V228H55ZM63 227H65V228H63ZM18 228V229H17ZM51 228V229H50ZM83 228V227H82ZM255 229L253 230V232H252V234H251V241H252V251L254 252L253 254H252V256L253 255H255L254 256V258L253 257H251V255H247L245 258H241V256L239 255V254H233V255H231L230 257H232L233 259H231L230 257H229V259H228V261L230 262L229 264H247V263H249V264H264V257H263V255H264V226H262V227H260L259 225H256L255 227H254ZM13 229V230H12ZM30 229V230H29ZM261 229V230H260ZM13 232H12V231ZM26 230V231H25ZM41 230V231H40ZM52 230H55V231H52ZM256 230V231H255ZM41 232V234L43 235L42 237H41V235H40V233L39 232ZM52 231V233H50ZM72 231V232H71ZM6 232V233H5ZM27 232H28V234H27ZM30 232V233H29ZM32 232V233H31ZM44 232V233H43ZM46 232H47V234H46ZM259 232V233H258ZM261 232H262V234H261ZM11 235H10V234ZM26 235H25V234ZM9 234V235H8ZM14 234H19V238H18V235L16 236V238H15V236H14ZM257 234V235H256ZM259 234V235H258ZM2 235V236H1ZM27 235H28V237H27ZM33 235V236H32ZM39 235H40V237H39ZM48 235V236H47ZM58 235V236H57ZM260 235H261V238H262V240H261V238H260ZM23 236H25V237H27V238H23ZM30 236V237H29ZM36 236H38V237H36ZM61 238H60V237ZM69 236V235H68ZM5 237V238H4ZM9 237H10V239H9ZM12 237V238H11ZM53 237V238H52ZM57 237H59L58 239H57ZM15 238V239H14ZM23 238V239H22ZM68 238V237H67ZM253 238V239H252ZM6 239V240H5ZM8 239V240H7ZM22 239V240H21ZM26 239V240H25ZM59 239H61V246H59L58 244V240ZM5 240V241H4ZM12 240V241H11ZM34 240H35V243H34ZM36 240H37V244H36ZM40 240V241H39ZM49 240V241H48ZM259 240H261L260 242H258ZM16 241V242H15ZM27 241V242H26ZM32 241V242H31ZM21 242H23V243H21ZM263 242V243H262ZM15 244V246H14V244ZM17 243V244H16ZM34 243V244H33ZM53 243H55V245H53ZM64 243V244H63ZM262 243V244H261ZM261 244V245H260ZM28 247H27V246ZM34 245V246H33ZM50 245H53V247H51ZM5 246H6V248H5ZM21 246V247H20ZM26 246V247H25ZM58 246V247H57ZM30 247H32L33 249L31 250V252H29L30 251ZM45 247H46V249H45ZM47 247H48V249H47ZM255 247V248H254ZM12 248H13V250H12ZM15 248H17V249H15ZM21 248H23V249H21ZM39 248V249H38ZM42 248V249H41ZM49 248H53V249H49ZM59 250H58V249ZM261 248H262V250H261ZM18 249H20V250H18ZM34 250V251H33ZM42 250V251H41ZM66 250V251H65ZM259 250V251H258ZM33 251V252H32ZM40 252V253H38V252ZM61 251V252H60ZM29 252V253H28ZM41 252H42V254H44V256L41 254ZM49 252H51L50 254H49ZM59 254H58V253ZM64 252V253H63ZM66 252V253H65ZM261 252V253H260ZM53 253V254H52ZM8 254V255H7ZM67 254V255H66ZM257 254H259V255H261L262 254V256H259V257H257L256 255ZM3 255H4V257H3ZM34 255V256H33ZM42 255V256H41ZM48 255V256H47ZM63 255V256H62ZM239 255V256H238ZM35 256H36V258H35ZM3 257V258H2ZM32 257H33V259H32ZM38 257V258H37ZM43 257V258H42ZM249 257V258H248ZM262 258V260H261V258ZM4 258H6V259H4ZM66 258V259H65ZM235 258H237V259H235ZM253 258V259H252ZM28 259H30V260H28ZM61 259V260H60ZM245 259V260H244ZM8 260V261H7ZM32 260V261H31ZM34 260H35V262H34ZM239 260V261H238ZM247 260H249V261H247ZM252 260V261H251ZM256 260H257V262H256ZM66 261V262H65ZM234 261V262H233ZM250 261H251V263H250ZM38 262V263H37ZM254 262V263H253ZM78 264V263H77ZM90 264H92L91 262H90Z\"/></svg>",
	"mask_w": 264,
	"mask_h": 264
}]
</instances>
